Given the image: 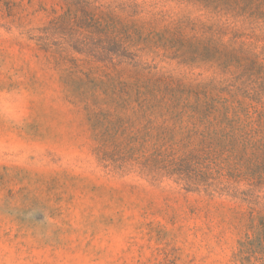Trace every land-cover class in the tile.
Returning <instances> with one entry per match:
<instances>
[{
    "label": "rangeland",
    "instance_id": "374dc122",
    "mask_svg": "<svg viewBox=\"0 0 264 264\" xmlns=\"http://www.w3.org/2000/svg\"><path fill=\"white\" fill-rule=\"evenodd\" d=\"M90 1L0 0V264H264V0Z\"/></svg>",
    "mask_w": 264,
    "mask_h": 264
},
{
    "label": "trees",
    "instance_id": "16d2710c",
    "mask_svg": "<svg viewBox=\"0 0 264 264\" xmlns=\"http://www.w3.org/2000/svg\"><path fill=\"white\" fill-rule=\"evenodd\" d=\"M65 2L69 5V8L76 7L78 12H81L82 14L76 13L74 20L75 24L74 26L81 30L82 28L86 27V22H93V23H101L100 20L96 19L95 14L96 10L100 7H96L94 5V2H91L90 0H65ZM85 17H90L88 20ZM60 26H65L69 22L65 20V18H59L58 20Z\"/></svg>",
    "mask_w": 264,
    "mask_h": 264
}]
</instances>
